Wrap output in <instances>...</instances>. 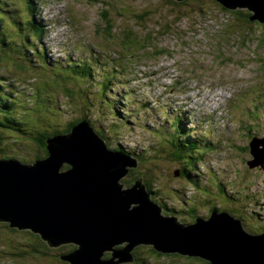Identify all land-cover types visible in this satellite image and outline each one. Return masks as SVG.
I'll use <instances>...</instances> for the list:
<instances>
[{
    "label": "rangeland",
    "instance_id": "1",
    "mask_svg": "<svg viewBox=\"0 0 264 264\" xmlns=\"http://www.w3.org/2000/svg\"><path fill=\"white\" fill-rule=\"evenodd\" d=\"M27 1L34 3L31 9ZM180 3L0 0V10L6 17L0 31L6 39L18 43L26 37L28 46L23 53L10 50L9 55L0 54V101L3 98L2 102L9 103L8 115L16 123V129L21 127L27 133L21 132L24 141H19L20 137L12 134L17 130L0 125V158L34 163L44 154L37 141L40 134L65 130L73 121L87 116L95 129L106 135L112 149L120 146L138 162L133 177L141 174L144 183L152 184V198L162 207L164 215L175 210L177 213L171 214L188 223L191 220L188 211L208 217L213 203L218 207L227 203L242 211L251 233H260L264 229V169H249L246 162L252 159L250 145L258 153L264 151V91L259 90L264 89V24L234 14L242 9L254 16L246 7H236L232 12L217 0ZM106 13L116 26L114 35L105 29ZM32 17L42 25L39 28L43 34L37 38L28 31L25 36L24 30L16 29V24L10 26ZM144 17L145 21H141ZM125 27L131 31L130 38L124 32ZM136 34L142 36L140 42L133 40ZM43 57H48V62ZM19 61L28 67L20 68ZM56 65L76 66V71L88 68L92 76L77 80L59 75L54 70ZM105 102H112L118 109L116 118L111 112L115 108ZM2 112L0 109V121L7 114ZM176 119L182 122L179 126L184 132L191 131L190 122L198 126L189 133L198 142L193 145L199 147L197 153H202L186 161L190 171L201 172L200 189L194 184H191L194 189L184 188L189 185L188 178L180 176L185 163L181 157H170L167 147H163L166 140L157 131V125H163L172 135L173 131L166 128L168 122ZM247 129L256 134L252 139ZM180 152L185 156L190 150ZM177 172L179 176L175 175ZM126 178L130 180L129 176ZM232 184L237 188L233 189ZM195 190L200 200H204L203 207ZM170 191L176 196L169 195ZM227 195L243 208L224 201ZM192 200L193 205L189 204ZM206 200H212V204L209 206ZM5 224L0 225V264H57L42 252V245L47 243L38 234L9 227L16 230L12 232ZM67 247H53V257L59 259L71 252ZM143 249L139 256L144 254L148 264L211 262L163 254L152 246Z\"/></svg>",
    "mask_w": 264,
    "mask_h": 264
},
{
    "label": "water",
    "instance_id": "2",
    "mask_svg": "<svg viewBox=\"0 0 264 264\" xmlns=\"http://www.w3.org/2000/svg\"><path fill=\"white\" fill-rule=\"evenodd\" d=\"M217 1L246 7L264 23V0ZM46 149L34 163L0 158V221L31 230L51 248L73 246L61 257L69 264H131L140 246L211 264H264V233L248 232L241 219L216 211L185 224L163 215L141 178L125 187L138 162L111 150L87 122L48 138ZM251 154L250 168L264 167V151L251 147Z\"/></svg>",
    "mask_w": 264,
    "mask_h": 264
},
{
    "label": "trees",
    "instance_id": "3",
    "mask_svg": "<svg viewBox=\"0 0 264 264\" xmlns=\"http://www.w3.org/2000/svg\"><path fill=\"white\" fill-rule=\"evenodd\" d=\"M5 1V0H4ZM187 1V0H186ZM185 1V2H186ZM185 2H181L180 4H184ZM169 3H171V4H175V5H179V3H176V2H173V1H169ZM224 7V6H223ZM225 9H227L226 7H224ZM227 10H230V11H232V12H234V9H227ZM245 12L246 11H244V10H236L235 12H234V14H241V15H245L246 17H245V19L247 20V21H250V22H253V23H255V22H257L256 20H252L251 19V17H252V15L251 14H245ZM103 15H105L104 17L107 19V24H106V30H107V32H108V34L109 35H114L115 33H116V31H117V29H116V26H115V24L113 23H111V21H112V19H110L109 17H108V14L106 13V14H103ZM5 15H4V13H2V11L0 10V27H1V25L3 24V21H5ZM34 19L35 18H31V19H29V18H26V20H25V22L24 23H18V22H15V23H13V25L11 24L10 26H11V28H13V27H15V24H16V29H18L19 31L21 30H24V32H23V34L25 35L26 34V31H28V34H30L31 36H33V37H36L37 38V36L38 35H42L43 34V30H41L40 28H39V26L41 27V25L39 24V23H36L35 21H34ZM140 20L141 21H145V17L144 18H140ZM33 27H35V28H33ZM128 27V26H127ZM127 27H125L124 28V32H125V34L127 35V37L128 38H130V34H131V31L130 30H126V28ZM116 30V31H115ZM126 30V31H125ZM135 32H133V34H134ZM26 36V35H25ZM136 36V37H135ZM134 37H133V40H135L136 42H140L141 41V39H142V36L141 35H138V34H136ZM154 38L152 37L151 38V40H153ZM25 43H26V45H27V40H26V37L24 38V42H21V43H18L17 42V40H15V39H13V40H8V39H6L5 38V36L3 35V33L0 31V50L3 52V53H0V54H8L9 55V53H11V51H12V53H17V52H20V53H23V51L25 52V51H27L26 49L28 48V46H26L25 45ZM30 45V44H29ZM133 45V44H132ZM15 46H18V48H15ZM125 49V47L123 48V50ZM11 50V51H10ZM30 51H32L33 52V50H30ZM38 53V52H37ZM40 53H38V55H39ZM3 55V56H4ZM25 57H27L26 55H25ZM33 57H35V56H33ZM36 58H38L39 59V61H40V58H39V56H37L36 55ZM35 58V59H36ZM45 60L44 61H46V62H48V58L46 57H43ZM18 59L19 60H21V58H19L18 57ZM36 61H37V59H36ZM24 62H20L19 61V66H20V68H22V69H25V67L27 68L28 66L27 65H24L23 64ZM76 66H74L73 68H71V67H67L66 66V68L65 67H61V66H59V65H56L55 66V68H54V70H55V72H56V74H59V75H68V76H72L73 78H76L77 80H83L84 79V77H91L92 76V72L91 71H89V69L88 68H83L84 70H81V69H79V71H76V69H74ZM88 72V73H87ZM104 87V84H102V87L101 88H103ZM4 99L3 98H1V101H0V104H1V106H0V109L3 111L2 113H7V114H4V118H3V120H1L0 121V125L2 126V127H5V128H10V129H12V128H14V130H17V132H15V131H13V132H15V133H13L12 132V134H15L16 136H18V137H20L19 139V141H24V139H23V137L20 135V133L22 132V134L23 135H27V133L25 132V130L23 129V128H19V129H16V123L13 121V120H11V116H9L8 114H9V109H7V108H9V103H6L5 101L4 102H2ZM88 103H90V101H88ZM110 103V104H109ZM105 104H107V105H109V107L110 108H112V107H114V105H113V103L112 102H105ZM93 107H95V106H93ZM115 108V110H113V109H111V112L113 113V115L115 116V118H116V115L118 114V113H120L119 111H118V109L116 108V107H114ZM125 110V109H124ZM81 121H85V122H87L91 127H93L94 128V130L98 133V135L99 136H101L102 137V139H104L105 140V142H106V144L108 145V147L111 149V150H113V151H115V152H119V153H121V151H122V149H121V147L120 146H115V148H111L110 147V145L108 144V142L106 141V135L105 134H103L101 131H98V130H96L95 129V127H94V125H93V122L91 121V119L90 118H88L87 116H84V117H82V118H78L77 120H75V121H73L72 123H70V125L67 127V129H65V130H62V131H55V132H53L52 134H50V135H46V134H40L39 135V137H38V144H40V145H42V150H43V152H44V154H43V156H38L37 158L38 159H42V158H45V157H47L48 156V151H47V149H46V141H47V139L48 138H50L51 136H53V135H55V134H59V133H68L71 129H72V127L74 126V125H76V124H78V123H80ZM19 122L20 123H23L22 121H20L19 120ZM169 123V127L168 128H166V129H170L171 131H173V134L171 135L170 133H168V130H165L164 129V126L163 125H157V131L158 132H160L161 133V135H162V137H163V139H165L166 140V145H163V147H167V150H168V153H169V155H170V157L172 158V159H181L182 158V160H183V162L185 163V165H184V168L183 169H181L180 170V176L182 175L183 177H184V179H187V180H189V182H188V184L189 185H184V188L185 189H187V188H190V187H192L191 186V184H194V186L197 188V189H200L201 187H199V183H198V181L201 179V175L200 174H195V172L194 171H190V169H188V162L186 161V160H189V158L192 156V157H195V155L196 154H201L202 152H199V153H197L198 151V149L197 148H199V147H194L193 145H196V143H198L196 140L194 141V137L189 133V132H193V131H195L196 129H197V127L198 126H193V125H191L190 124V126L189 127H191L190 128V130L191 131H186V132H184V130H182V128L179 126V124H182V122L180 121V120H175V122L173 121V120H171L170 122H168ZM175 125H177V132H175L174 130H173V128H174V126ZM184 126H185V124H184ZM186 128H188V127H186ZM247 132H248V134H250V136H251V139L256 135V134H252L248 129H247ZM257 135H260L259 133L257 134ZM41 137V138H40ZM171 140V141H170ZM212 145V144H211ZM182 149H184L185 151L187 150H190V152H188L185 156H181L180 155V151H182ZM191 150H192V152H191ZM193 150H195V151H193ZM213 150V149H212ZM124 151H126V150H123L122 152L123 153H121V154H123V155H128L127 153H125ZM156 153L157 152H155V155H156ZM174 153V155H172ZM181 157V158H180ZM197 158V157H196ZM5 159V158H4ZM152 159L150 160V163H152ZM187 164V165H186ZM195 165H196V162H195ZM190 168V167H189ZM135 172H137L135 169H132L131 170V174H128V176H129V181H128V179L126 178V179H124L123 180V183L124 184H129V183H133V182H135L136 180H138L141 176H143V175H138V174H136L135 175V177H133V175H134V173ZM194 172V173H193ZM192 175H194V176H192ZM134 179V180H133ZM145 184H146V186L148 187V191L151 193V191H153L152 189H151V186H152V184H150V183H147L146 181H145ZM196 189V190H197ZM196 190H195V193H196ZM208 192V191H207ZM156 194V193H155ZM168 194L170 195V194H172L173 196H176L175 195V193L173 192V191H170V192H168ZM196 196H198V200L199 201H201V207H203V205H204V200H200L201 198L199 197V195H197V193H196ZM155 201H156V199H154ZM212 200H214V198L212 199ZM212 200H206L207 201V204L210 206L212 203H211V201ZM225 200H229L230 202H233V200H232V198L230 197V196H228L227 195V197L225 198ZM214 202V201H213ZM195 202L192 200L191 201V203H189V204H194ZM205 209V208H204ZM177 213L175 210H173V211H166V216H171V217H176V216H174V215H172L171 213ZM189 213H190V215H191V220H188V223H195L196 221H197V219H198V215H197V211L195 212L194 210H192L191 212L190 211H188ZM185 223V222H184ZM3 224H5V223H2V222H0V225H3ZM5 226L6 227H8V229H9V224H5ZM10 231H12V232H15L16 230L15 229H9ZM30 235H34V234H30ZM35 240H38V239H35ZM42 242V241H41ZM144 247H147V246H140V247H137L136 249H135V251H134V254H135V257H134V262H133V264H148L147 263V261L145 260V259H143V258H145V256H144V254H142V257L141 256H139V253H141L142 252V250H143V252H144ZM68 251L70 250H72L73 251V249H74V247L73 246H68L67 248H66ZM41 250H42V252L45 254V256H48V258L51 260V261H53V262H55V263H57V264H66V261H64L62 258H61V256H60V258L58 259V258H56V257H53V256H55L54 255V253H53V250H50L47 246H45V245H42V247H41ZM152 250V252H155L154 251V249H151ZM1 252V251H0ZM155 253H157V252H155ZM68 254V253H67ZM67 254H64L63 256H66ZM159 254V253H158ZM110 253L109 252H107L106 253V259H108L109 257H110ZM172 256H181L180 254H171ZM103 259H105V258H103ZM190 259H192V258H190ZM3 264V263H2ZM50 264V263H49ZM68 264V263H67ZM207 264H210V263H207Z\"/></svg>",
    "mask_w": 264,
    "mask_h": 264
},
{
    "label": "bare ground",
    "instance_id": "4",
    "mask_svg": "<svg viewBox=\"0 0 264 264\" xmlns=\"http://www.w3.org/2000/svg\"><path fill=\"white\" fill-rule=\"evenodd\" d=\"M174 1H175V0H174ZM176 1H177V0H176ZM182 1H184V0H181V2H182ZM177 2H180V1H177ZM227 9H228V8H227ZM263 24H264V23H263ZM183 125H184V124H183ZM185 126H186V125H185ZM182 127H183V126H182ZM121 153H123V152L121 151ZM186 219H187V218H186Z\"/></svg>",
    "mask_w": 264,
    "mask_h": 264
},
{
    "label": "flooded vegetation",
    "instance_id": "5",
    "mask_svg": "<svg viewBox=\"0 0 264 264\" xmlns=\"http://www.w3.org/2000/svg\"><path fill=\"white\" fill-rule=\"evenodd\" d=\"M59 248H61V247H59ZM50 250H53V248H49Z\"/></svg>",
    "mask_w": 264,
    "mask_h": 264
}]
</instances>
